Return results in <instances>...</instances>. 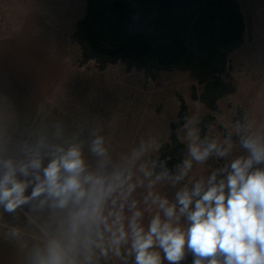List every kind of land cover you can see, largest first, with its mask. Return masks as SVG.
<instances>
[{
  "label": "clouds",
  "instance_id": "obj_1",
  "mask_svg": "<svg viewBox=\"0 0 264 264\" xmlns=\"http://www.w3.org/2000/svg\"><path fill=\"white\" fill-rule=\"evenodd\" d=\"M183 120L185 149L173 170L155 136L113 161L98 127L85 141L60 125L48 133L0 115V214L27 206L32 223V214L49 212L43 246L32 247L27 264H180L188 255L192 264H264V133L237 121L221 140ZM234 134L243 154L233 157ZM210 159L224 163L190 180L194 164Z\"/></svg>",
  "mask_w": 264,
  "mask_h": 264
},
{
  "label": "rangeland",
  "instance_id": "obj_2",
  "mask_svg": "<svg viewBox=\"0 0 264 264\" xmlns=\"http://www.w3.org/2000/svg\"><path fill=\"white\" fill-rule=\"evenodd\" d=\"M246 21L245 43L230 56V74L238 89L219 102L215 123L207 136L223 140L234 132L238 109L242 124L264 133V0H240ZM85 0H0V115H12L24 129L54 131L66 135L99 128L113 161H119L139 141L149 136L169 140L170 124L177 120L181 96L189 118L198 123L208 113L192 98L195 84L185 72H159L154 78L144 71H128L125 64L104 70L95 61L81 62L80 47L72 40L76 22L84 16ZM183 141L184 132L181 130ZM243 154L233 135L231 156ZM155 155V154H153ZM90 167L96 158L85 148ZM223 160L194 164L190 180L206 177ZM183 183V182H182ZM171 197L174 190L161 186ZM144 189L134 193L140 199ZM23 210L0 214V264H27L34 246H43L42 228L50 223L49 212L34 213L30 223ZM148 215V214H146ZM20 229V238L6 239L9 228ZM167 264V262H165ZM180 264H192L188 255Z\"/></svg>",
  "mask_w": 264,
  "mask_h": 264
},
{
  "label": "trees",
  "instance_id": "obj_3",
  "mask_svg": "<svg viewBox=\"0 0 264 264\" xmlns=\"http://www.w3.org/2000/svg\"><path fill=\"white\" fill-rule=\"evenodd\" d=\"M85 1L84 16L72 34L82 64L95 61L104 70L123 63L128 71H144L151 78L159 72L188 73L202 88L199 92L194 84L191 96L208 110L198 123L206 135L215 123L214 113L220 112V100L238 89L230 74V56L244 45L246 35L238 0ZM179 99L177 120L170 124L169 140L159 154L161 160L171 157L167 167L173 170L185 149L177 130L189 114ZM238 113L235 121L242 123L243 111Z\"/></svg>",
  "mask_w": 264,
  "mask_h": 264
},
{
  "label": "crops",
  "instance_id": "obj_4",
  "mask_svg": "<svg viewBox=\"0 0 264 264\" xmlns=\"http://www.w3.org/2000/svg\"><path fill=\"white\" fill-rule=\"evenodd\" d=\"M238 2H239V4H240V6H241V10L243 11V8H242V3H241V1L240 0H238ZM243 13V12H242ZM244 16V15H243ZM244 19H245V16H244ZM245 24H246V21H245Z\"/></svg>",
  "mask_w": 264,
  "mask_h": 264
}]
</instances>
